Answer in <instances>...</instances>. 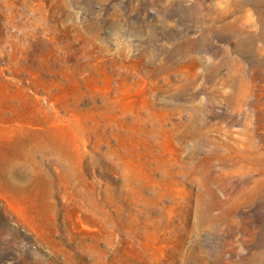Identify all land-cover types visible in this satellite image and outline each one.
I'll use <instances>...</instances> for the list:
<instances>
[{
	"label": "rangeland",
	"instance_id": "obj_1",
	"mask_svg": "<svg viewBox=\"0 0 264 264\" xmlns=\"http://www.w3.org/2000/svg\"><path fill=\"white\" fill-rule=\"evenodd\" d=\"M0 264H264V0H0Z\"/></svg>",
	"mask_w": 264,
	"mask_h": 264
}]
</instances>
